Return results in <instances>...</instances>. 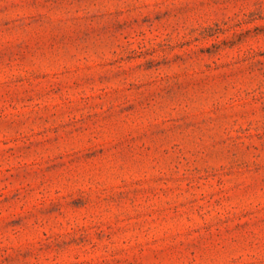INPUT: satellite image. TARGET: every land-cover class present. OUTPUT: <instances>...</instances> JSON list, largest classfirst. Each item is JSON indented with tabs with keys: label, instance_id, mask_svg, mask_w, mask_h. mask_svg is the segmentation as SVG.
Listing matches in <instances>:
<instances>
[{
	"label": "rangeland",
	"instance_id": "374dc122",
	"mask_svg": "<svg viewBox=\"0 0 264 264\" xmlns=\"http://www.w3.org/2000/svg\"><path fill=\"white\" fill-rule=\"evenodd\" d=\"M0 264H264V0H0Z\"/></svg>",
	"mask_w": 264,
	"mask_h": 264
}]
</instances>
